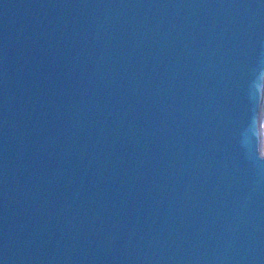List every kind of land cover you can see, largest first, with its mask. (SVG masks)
Returning <instances> with one entry per match:
<instances>
[{"label":"water","instance_id":"95a60500","mask_svg":"<svg viewBox=\"0 0 264 264\" xmlns=\"http://www.w3.org/2000/svg\"><path fill=\"white\" fill-rule=\"evenodd\" d=\"M0 264H264V0H0Z\"/></svg>","mask_w":264,"mask_h":264}]
</instances>
